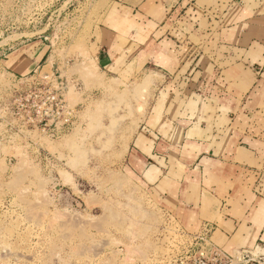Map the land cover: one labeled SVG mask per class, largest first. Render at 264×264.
I'll return each mask as SVG.
<instances>
[{
  "label": "crops",
  "instance_id": "1",
  "mask_svg": "<svg viewBox=\"0 0 264 264\" xmlns=\"http://www.w3.org/2000/svg\"><path fill=\"white\" fill-rule=\"evenodd\" d=\"M92 2L99 74L143 85L150 74L154 86L123 170L181 228L209 224L226 251L264 258V0ZM19 55L2 65L26 69L45 52Z\"/></svg>",
  "mask_w": 264,
  "mask_h": 264
},
{
  "label": "rangeland",
  "instance_id": "2",
  "mask_svg": "<svg viewBox=\"0 0 264 264\" xmlns=\"http://www.w3.org/2000/svg\"><path fill=\"white\" fill-rule=\"evenodd\" d=\"M92 1L0 0V92L39 67L66 81L65 100L79 119L58 138L8 132L0 104L2 264H173L187 242L181 230L196 231L181 228L122 168L154 86L150 74L146 85L143 74H99ZM36 48L45 55L32 67L2 65L12 52L20 61Z\"/></svg>",
  "mask_w": 264,
  "mask_h": 264
},
{
  "label": "built area",
  "instance_id": "3",
  "mask_svg": "<svg viewBox=\"0 0 264 264\" xmlns=\"http://www.w3.org/2000/svg\"><path fill=\"white\" fill-rule=\"evenodd\" d=\"M37 69L30 75H15L0 92L1 111L8 117L4 126L8 132L36 130L58 138L78 124V110L65 100L66 81ZM181 232L187 242L181 255L174 257L173 264H264L261 254L249 250L226 251L214 240L209 224L195 233Z\"/></svg>",
  "mask_w": 264,
  "mask_h": 264
}]
</instances>
